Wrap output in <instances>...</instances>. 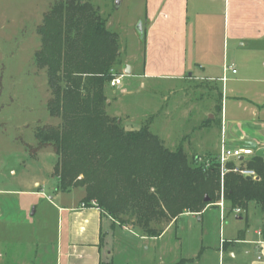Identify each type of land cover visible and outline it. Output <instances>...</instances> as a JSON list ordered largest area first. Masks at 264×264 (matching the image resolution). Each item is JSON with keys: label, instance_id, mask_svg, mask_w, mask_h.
I'll use <instances>...</instances> for the list:
<instances>
[{"label": "rangeland", "instance_id": "obj_1", "mask_svg": "<svg viewBox=\"0 0 264 264\" xmlns=\"http://www.w3.org/2000/svg\"><path fill=\"white\" fill-rule=\"evenodd\" d=\"M54 1L0 0V189L28 192L17 196L28 207L29 218L37 224V230L44 232L46 245L39 247L43 264H64V257L57 256V249L60 238L65 240L66 213L59 215L47 204L57 190L58 180L52 172L57 156L51 144L39 145L34 134L37 128L60 123V118L50 116L47 111L51 91L45 69L35 62L40 46L37 27ZM91 2L98 4L101 16L107 21L106 27L118 35L120 46V62L115 70L122 73V86L121 89L106 86L107 114L120 119L126 129H137L148 121L150 131L165 147L173 150L182 145L191 159L196 154L194 151L207 147L212 150L220 139L216 118H210L213 113L210 108L217 101L216 89L199 79H145L126 74L129 63L137 71L142 68L143 55L138 47L140 20H137L141 5L128 0ZM228 108L232 111L231 105ZM212 155L209 152L197 156ZM83 195L81 187L59 191L53 203L79 204ZM34 205L38 210L32 214ZM42 212L46 213L45 228L41 225ZM222 217L220 207L214 206L205 207L199 214L184 212L155 237L115 222L108 234L112 264H211L212 249L218 245L223 229L236 223L234 212L226 210Z\"/></svg>", "mask_w": 264, "mask_h": 264}, {"label": "trees", "instance_id": "obj_2", "mask_svg": "<svg viewBox=\"0 0 264 264\" xmlns=\"http://www.w3.org/2000/svg\"><path fill=\"white\" fill-rule=\"evenodd\" d=\"M105 22L91 0H56L37 27L35 62L45 69L51 91L47 111L60 123L34 134L39 145L54 148L56 191L81 187L84 206L150 237L180 214H199L220 200L244 210L255 202L264 214V156L254 153L226 163L253 169L256 179L231 170L221 176L215 155L203 157L209 159L205 166L196 156L189 158L182 145L165 147L148 121L126 129L107 114L105 88L120 62V46Z\"/></svg>", "mask_w": 264, "mask_h": 264}, {"label": "crops", "instance_id": "obj_3", "mask_svg": "<svg viewBox=\"0 0 264 264\" xmlns=\"http://www.w3.org/2000/svg\"><path fill=\"white\" fill-rule=\"evenodd\" d=\"M128 1L141 5L137 20H140L138 47L142 50L143 62L140 71L129 63L126 74L145 79H199L217 91L210 118H216L219 142L212 150L207 147L194 151L195 156L217 154L222 123L228 146L254 141L264 147V0ZM230 65L235 72L226 68ZM121 86L122 82L118 88ZM242 99L247 100V104L239 102ZM217 103L221 109H217ZM230 105L232 111L229 112ZM25 193L28 192L0 189V264L44 262L39 251L40 246L46 245L44 232L37 230V224L29 218L28 207L23 206L17 196ZM30 193L43 196L40 192ZM58 193L51 195L47 202L59 215L66 213L65 240L60 238L57 256L63 255L64 264L112 262L108 234L115 222L99 208L81 206V202L56 206L53 199ZM213 206L220 207L221 218L226 210L234 212L236 223L223 229L218 245L212 249L211 264H264V214L259 206L249 202L246 210L237 212L219 201L206 207ZM34 208L32 214L38 210L36 205ZM45 214L42 212L41 217L44 228ZM60 227L62 232V224ZM240 230H244L241 236Z\"/></svg>", "mask_w": 264, "mask_h": 264}, {"label": "built area", "instance_id": "obj_4", "mask_svg": "<svg viewBox=\"0 0 264 264\" xmlns=\"http://www.w3.org/2000/svg\"><path fill=\"white\" fill-rule=\"evenodd\" d=\"M226 68H230L232 72H235V69L230 66H226ZM121 74L117 75L115 74L114 77L109 81V86L115 87L120 85L121 83ZM255 151L251 149L248 146L245 145H237L235 147H230L226 143V138L224 136V125L223 123L221 124V143L219 150L217 154H215V159L218 162L220 166V174L221 176L226 172V171H233L236 173L241 174L242 176H249L251 178L256 179L257 175L253 169L246 168L244 166H241L238 163H235V165L232 168H228L226 163L230 160H237L239 157L245 158L247 156H250L254 154ZM197 160L199 162H205V166L209 165V159L208 158H202L201 156H196ZM222 201V200H221ZM81 206H84L83 203H81ZM235 211L239 212L240 209L236 208Z\"/></svg>", "mask_w": 264, "mask_h": 264}, {"label": "water", "instance_id": "obj_5", "mask_svg": "<svg viewBox=\"0 0 264 264\" xmlns=\"http://www.w3.org/2000/svg\"><path fill=\"white\" fill-rule=\"evenodd\" d=\"M116 2L118 3L119 0H116ZM125 73H129V67L127 66V68L125 69ZM243 145L250 147L251 149H253L255 151L256 155H260V156H264V147H260L258 146V144L254 141H246L243 142ZM239 159H242V157H239ZM246 178H250L249 176H247ZM206 200V197H205Z\"/></svg>", "mask_w": 264, "mask_h": 264}]
</instances>
